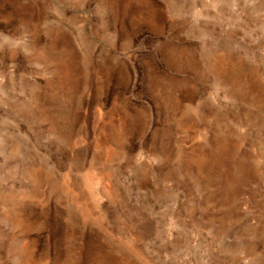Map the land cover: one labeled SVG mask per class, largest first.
<instances>
[{
    "label": "rangeland",
    "instance_id": "1",
    "mask_svg": "<svg viewBox=\"0 0 264 264\" xmlns=\"http://www.w3.org/2000/svg\"><path fill=\"white\" fill-rule=\"evenodd\" d=\"M0 264H264V0H0Z\"/></svg>",
    "mask_w": 264,
    "mask_h": 264
}]
</instances>
